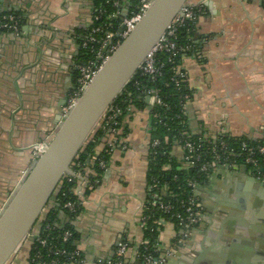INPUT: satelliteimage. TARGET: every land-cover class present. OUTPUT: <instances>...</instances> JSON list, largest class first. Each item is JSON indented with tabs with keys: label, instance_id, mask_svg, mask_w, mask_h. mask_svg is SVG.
Instances as JSON below:
<instances>
[{
	"label": "crops",
	"instance_id": "obj_1",
	"mask_svg": "<svg viewBox=\"0 0 264 264\" xmlns=\"http://www.w3.org/2000/svg\"><path fill=\"white\" fill-rule=\"evenodd\" d=\"M139 1L121 0L122 14L128 8L131 13ZM213 1L212 12L204 6L193 30V51L182 60L191 93L190 129L213 138L223 128L230 137L262 141L263 0ZM0 13L23 18L19 33H0L1 212L31 168L33 149L56 131L58 106L73 86L77 39L94 24V0H1ZM124 124L128 134L113 150L101 182L96 180L86 196L83 211L58 218V225L76 230L75 245L89 264L112 259L122 240L130 245L125 264H135L145 239L141 209L148 186L150 108H133ZM174 155L180 160L182 151L176 148ZM222 173L199 191L204 209L214 211L213 219L204 216L200 231L180 246L176 226L163 228L160 252L167 255L166 264H192L195 254L214 264H264V189L250 187L241 172ZM241 197L252 206L247 226L241 216L229 217ZM28 260L19 254L13 264Z\"/></svg>",
	"mask_w": 264,
	"mask_h": 264
},
{
	"label": "built area",
	"instance_id": "obj_2",
	"mask_svg": "<svg viewBox=\"0 0 264 264\" xmlns=\"http://www.w3.org/2000/svg\"><path fill=\"white\" fill-rule=\"evenodd\" d=\"M112 0H106V4L111 3ZM154 0H140L135 9L125 18H122L121 0H114L112 6L116 9L112 17L120 19L119 28H115L113 24L102 22L104 10H100L97 16L94 17L93 26L87 31L84 36H80L77 41L81 43L82 48L89 52L93 57L86 62L74 63V80L71 91L67 96V105L63 109L64 116L67 115L72 108L76 105L84 91L90 86L93 80L96 78L98 73L104 64L110 59L113 53L118 49L123 40H125L135 29L137 24L143 18L144 14L150 8ZM1 2V0H0ZM264 4V0H263ZM205 13L203 5L198 7L187 6L183 10V16H178L175 22L168 28L167 32L160 39L151 53L147 56L143 64L139 69L141 77L148 79L150 83L155 86L159 78L163 75V71L168 68L172 73V81L175 83L177 89L182 93L181 108L187 114V106L191 100L190 93L183 91L184 84L188 83V74L182 67V60L188 54L193 51V46L190 44L181 45L179 44V33L180 30L190 23L197 20L198 15ZM23 23V18L19 14L15 13H0V33H19ZM122 30V33H120ZM160 90L152 87L145 93V103L149 98L147 107L152 111L154 108H163L170 110V107L160 97ZM114 104V103H113ZM121 111L118 106L112 105L109 111L104 115L103 119L98 126L103 123H111L117 120ZM154 118L162 123L159 114L154 115ZM115 126H118L116 123ZM124 126L120 128H113L111 130L115 139L109 144L111 152L117 148V145L124 141L125 137H122V131ZM153 128H151L152 131ZM184 137L185 141H175V149L182 151L180 161L186 167L191 168L197 166L203 161V148L205 138L201 134H195L190 129L189 131H183L180 134ZM191 136L197 137L196 140L190 139ZM228 136L223 128L212 139L214 140L213 145L209 149L212 159L208 162H202L199 167L198 174L196 177L186 180V187L188 189V195L177 203L166 201L164 195L160 190V182L157 179H153L148 183L146 192V201L141 209V227L144 232L158 233L157 242L153 246L155 253L160 252V237L163 228L168 224H173L179 231L176 245L180 246L192 236L196 228L204 221V204L199 196V191L202 187L206 186L212 178L223 170H238L242 166H246L249 174L259 180L264 181V140L255 141L254 144L246 141L239 142L237 145L228 144L224 139ZM230 137V136H228ZM162 142L160 139H152L148 144V155L156 156L158 149ZM46 147V142L38 144V147L33 149L32 162L34 163L43 153ZM124 150L128 147L126 144L123 146ZM174 154V152H173ZM175 156V155H174ZM176 157V156H175ZM93 160H97L93 157ZM32 163V164H33ZM100 167L106 169V163L101 161ZM74 176L66 175L71 182V178H77L80 183L75 189L74 194L78 197L77 202L68 201L64 208L68 210L70 214L78 215L79 211L84 208L86 195H85V180L81 175H77L74 172ZM205 175L207 182H203L201 185V177ZM177 176H174V180H177ZM95 183L89 185L88 189L93 190ZM157 214L161 216L157 217ZM163 215V216H162ZM50 230L49 227L45 231ZM37 237V244L35 254L33 255L31 262L32 264H63L64 262L76 263V264H89V260L78 250H68L64 247H59L53 241H49L46 238ZM73 234L70 231H66L62 236V242L67 243L72 238ZM144 253L137 254V258L141 264H166L167 255L161 253L160 256H154L150 253V242L148 239H144ZM130 245L125 240L119 243L116 250L115 256L110 260H100L99 264H125L126 253Z\"/></svg>",
	"mask_w": 264,
	"mask_h": 264
},
{
	"label": "water",
	"instance_id": "obj_3",
	"mask_svg": "<svg viewBox=\"0 0 264 264\" xmlns=\"http://www.w3.org/2000/svg\"><path fill=\"white\" fill-rule=\"evenodd\" d=\"M200 5L211 12L214 10L213 0H154L133 32L123 40L76 105L64 116L63 109L67 105L68 96L66 94L58 106L55 133L46 140L43 153L24 174L0 212V264L14 263L63 178L66 175H75L71 169L75 158L168 28L178 16H183L185 7ZM129 14L130 8L125 10L121 19ZM71 73L74 74V68ZM148 103L149 98L146 100V104ZM227 172H241L248 178L250 187L264 189V181L251 177L246 166L240 167L238 171ZM223 174L221 172L218 176ZM205 211V217L214 215V211ZM196 231L199 232V228ZM212 260L195 254L191 263L214 264ZM135 264L141 262L138 260Z\"/></svg>",
	"mask_w": 264,
	"mask_h": 264
},
{
	"label": "trees",
	"instance_id": "obj_4",
	"mask_svg": "<svg viewBox=\"0 0 264 264\" xmlns=\"http://www.w3.org/2000/svg\"><path fill=\"white\" fill-rule=\"evenodd\" d=\"M113 1L114 0H112L109 4H106V0H94V17L98 15L100 10H104L102 22L111 23L117 29L120 25V19L112 17L116 11V9L112 6ZM200 16L198 15L196 21L180 30L179 44H190L194 48L192 40L193 30ZM92 57L93 55H90L88 51L83 49L81 43L78 42V52L75 57V63L86 62ZM152 87L160 90L159 95L170 107V110L156 107L151 111L153 129L151 131L150 140L158 138L161 140L162 144L159 147L158 154L156 156L150 154L147 156V183L151 182L153 179L159 180L161 185L160 190L164 195V199L166 201L177 203L178 200L188 195L186 180L197 176L202 162L211 161L212 156L208 151L213 145L214 140L204 134H201L205 138L203 161H201V163L197 166L188 168L173 154L175 141H185L184 137L180 134L183 131L190 132V125L189 117L184 114L181 108V96L183 92L179 91L175 83L172 81L171 71L166 68L155 86H153L148 79L141 77L138 71L126 86L123 94L119 96L113 104L114 106H118L121 111L117 120H114L109 124L105 122L101 124V126H98L71 165L72 171L77 173V175H81L85 180L86 185L84 187V191L86 196L90 195L93 191L88 189L89 185L95 183L96 180L101 182L106 171V169H102L100 167V162L103 161L107 165L112 155L108 146L113 142L115 137L111 130L116 127L120 128L125 126L124 122L133 108L139 111L146 109L147 105L145 103V93ZM184 90L186 93H190L188 83L184 84L183 91ZM156 114H159L162 123H159V120L154 118V115ZM115 123L118 126H115ZM127 134L128 132L125 126L122 131V137H126ZM190 139L196 140L197 137L191 136ZM224 139L230 145H237L242 141L252 144L255 143L247 139H239L228 136H225ZM99 147L102 148L101 151L98 150ZM93 157H96L97 160H93ZM174 176H177L178 179L174 180ZM68 179L69 178L67 177L63 178L51 200L47 204L45 211L41 215L34 231L31 233V236L27 239L19 252L20 255H28L29 264H32L31 259L35 254L36 247H38L37 235L39 232L40 238H46L49 241H53L59 247H64L68 250L77 249L75 242L78 240L79 235L76 230L71 224H66L63 227L58 225V218L61 214H66L72 218L77 216L70 214L64 206L68 201L77 202L78 197L74 194V191L78 187L80 181L77 178H71L72 181L69 182ZM200 179V181H202L201 185L203 182H207L208 180L205 175H203ZM82 211L83 209L79 211V214ZM159 216H161V214H157V217ZM47 227H49L50 230L45 231ZM66 231H70L73 236L69 242L63 243L62 236ZM144 233L145 239H148L150 242V253L154 256H160L161 253H155L153 250V246L157 242V231L155 230L154 232H149V230H147ZM138 251L140 254L144 253V245L139 246ZM63 264L69 263L64 262Z\"/></svg>",
	"mask_w": 264,
	"mask_h": 264
},
{
	"label": "flooded vegetation",
	"instance_id": "obj_5",
	"mask_svg": "<svg viewBox=\"0 0 264 264\" xmlns=\"http://www.w3.org/2000/svg\"><path fill=\"white\" fill-rule=\"evenodd\" d=\"M138 3L134 4V7H136L138 5ZM73 77H74V74H73ZM239 204L240 205L237 208H232V207L230 208L229 217L233 216L235 218V217L241 216L243 222L247 226V225H249V223H250L249 220L252 217V206H250L246 197H241ZM262 257H263V263H264V252H263Z\"/></svg>",
	"mask_w": 264,
	"mask_h": 264
},
{
	"label": "rangeland",
	"instance_id": "obj_6",
	"mask_svg": "<svg viewBox=\"0 0 264 264\" xmlns=\"http://www.w3.org/2000/svg\"><path fill=\"white\" fill-rule=\"evenodd\" d=\"M34 149H35V148H34ZM33 152H34V151H32V155H33ZM32 163H33V162H32Z\"/></svg>",
	"mask_w": 264,
	"mask_h": 264
},
{
	"label": "bare ground",
	"instance_id": "obj_7",
	"mask_svg": "<svg viewBox=\"0 0 264 264\" xmlns=\"http://www.w3.org/2000/svg\"><path fill=\"white\" fill-rule=\"evenodd\" d=\"M37 147H38V145L35 148H37Z\"/></svg>",
	"mask_w": 264,
	"mask_h": 264
}]
</instances>
